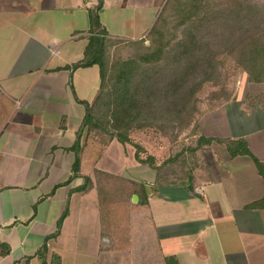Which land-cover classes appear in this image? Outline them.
I'll return each instance as SVG.
<instances>
[{
    "label": "crops",
    "instance_id": "0c3cea01",
    "mask_svg": "<svg viewBox=\"0 0 264 264\" xmlns=\"http://www.w3.org/2000/svg\"><path fill=\"white\" fill-rule=\"evenodd\" d=\"M164 2L0 0V251L8 248L0 264H264V177L225 141L243 139L264 165V122L251 125L264 118L256 103L229 116L234 100H226L201 113L199 133L213 138L202 144L203 179H175L168 160L144 152L154 157L151 167L130 143L104 144L83 126L99 67L70 66L83 58L89 10L97 7L106 36L135 40ZM240 116L247 126L232 131L230 119L238 127ZM213 122L225 125L215 131ZM103 176L123 182L112 191L120 199L104 198ZM102 201L143 210L124 257L107 254Z\"/></svg>",
    "mask_w": 264,
    "mask_h": 264
},
{
    "label": "trees",
    "instance_id": "16d2710c",
    "mask_svg": "<svg viewBox=\"0 0 264 264\" xmlns=\"http://www.w3.org/2000/svg\"><path fill=\"white\" fill-rule=\"evenodd\" d=\"M169 8L175 18L171 26L162 15ZM88 31L83 58L70 66L99 67V89L90 105L84 102L87 115L83 126L89 136L104 144L112 138L130 143L135 148V158L151 167H157L154 157L143 154L141 143L132 140L131 130L163 128L164 121L191 125L201 114L198 93L206 86L221 85L220 99L226 101L229 93H223L226 79L221 54L232 57V65L245 71L251 81L264 83V7L258 10L246 0H166L146 34L149 43L145 44L143 38L130 40L139 52L110 65L106 32L99 23L97 7L89 10ZM193 111L197 113L191 120ZM158 121L160 125H156ZM212 139L201 135L196 147ZM225 141L231 155H248L264 177L263 163L243 139ZM65 215L66 210L57 222L55 234ZM7 249L6 246V251L0 253Z\"/></svg>",
    "mask_w": 264,
    "mask_h": 264
},
{
    "label": "rangeland",
    "instance_id": "374dc122",
    "mask_svg": "<svg viewBox=\"0 0 264 264\" xmlns=\"http://www.w3.org/2000/svg\"><path fill=\"white\" fill-rule=\"evenodd\" d=\"M209 1L216 2V0ZM222 3L225 4V1H223ZM246 3L258 10L263 9L264 7V0H246ZM250 11L251 10H248V12ZM172 12L173 10H170V8L162 12V15L165 17L168 23H170V26L175 20ZM171 28L172 27H169V29ZM105 38V45L107 48L106 53L110 58L108 62L109 65L111 63H115V61H120L130 56H134L139 52L135 44L129 42L130 40L110 38L108 36H106ZM143 41L145 44H148V37H143ZM220 62L223 68V76L226 79L225 84L223 85L225 86L223 93H229V98L227 100H234L229 105L231 107H227L228 115L230 116V114H233L232 110H237L240 105L244 108L251 109L256 103L261 109L263 108L262 110H264V83L251 81L245 71H243L242 69L239 70L232 65L233 59L229 55L221 54ZM220 86L221 85L219 84L216 86H206L200 91V93H198V95L200 96V98L198 99V109L201 110L200 113L215 110L218 103H220L219 106L223 105L222 103H224L225 101H222V99H220ZM195 113L197 112H192L191 120L193 116L196 117ZM199 117H196V121L194 120L193 123L189 126H187L184 121L180 123H168L164 121L162 122V125H164L163 128L152 126L143 129H132L130 132V136L132 140H135L137 143H141L143 154L144 152H151L156 155L157 161L163 159L168 160V162L170 163V165L168 166L169 172L172 174L173 178H181L186 181L187 179L189 180L190 177L192 178L194 176L203 179L208 175L206 173L208 169L207 161L204 158L205 155L203 156L202 149H206L208 148V146L201 145V150L200 148L196 147L197 139L199 136H201L198 130ZM242 119L243 118H241V116L237 118L239 122L238 127H235V123L230 119V128L232 129V131H236V128L244 129L247 126L245 121H242ZM263 122L264 118L262 117L261 119H257V121H252L251 125L254 127L262 125ZM160 123L161 122L158 121L156 122V125H160ZM213 124V126L215 127V131H217L216 127L221 128L225 125L222 122L218 124H215L213 122ZM103 137L105 138L104 135ZM131 146H129L128 144L124 145L125 158L131 156ZM126 162L127 161H125L124 163ZM106 163L107 166L111 167V169H113L112 167L115 168L116 164L113 165L110 161ZM124 166L125 165L123 164L122 167L124 168ZM115 171H117V169ZM102 179V188L103 191H105L104 194H107V196L105 195L106 197L104 198H108L109 200L113 198V201L114 199H120L117 196H113L112 191L115 190L118 183L123 184V182L117 181L111 176H103ZM101 210L103 235L111 240V246L107 249V254L110 257L119 255L124 257L125 255L122 250H124L131 243L130 239L136 232V223L140 220H143V210L140 205L137 206L127 201L114 203H107L102 201ZM137 214L140 215L137 216Z\"/></svg>",
    "mask_w": 264,
    "mask_h": 264
},
{
    "label": "water",
    "instance_id": "95a60500",
    "mask_svg": "<svg viewBox=\"0 0 264 264\" xmlns=\"http://www.w3.org/2000/svg\"><path fill=\"white\" fill-rule=\"evenodd\" d=\"M135 198H136V196L134 195L132 199L135 200Z\"/></svg>",
    "mask_w": 264,
    "mask_h": 264
}]
</instances>
